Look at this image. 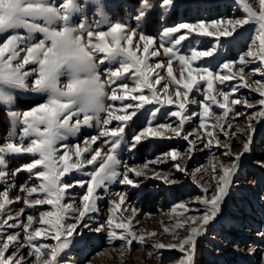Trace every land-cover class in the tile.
<instances>
[{"label": "snow or ice", "instance_id": "obj_1", "mask_svg": "<svg viewBox=\"0 0 264 264\" xmlns=\"http://www.w3.org/2000/svg\"><path fill=\"white\" fill-rule=\"evenodd\" d=\"M240 5L246 18L207 20L205 17L193 23H177L163 27L157 42L142 24L150 13L159 15L178 10L179 0H138L136 6L126 4L130 16L136 19L135 27L108 18L105 9L114 6L109 0H62L60 3L56 0H0V107L18 130V135L12 132L0 144V221H3L0 223V264H79L72 255L74 249H83L84 264H90L86 259L85 231L106 234L109 244L119 240L123 242L122 248L131 246L133 241L143 245L147 239L154 238L155 232L145 236L131 230L139 211L131 192L142 191V185L146 187L145 182L151 180L167 186L180 183L172 178V169L160 168L169 161L176 172L185 177L189 173L188 161L181 165L184 154L176 148L136 167H129L119 158L118 150L123 145H128L130 158H134L133 150L150 138L187 141L189 159L198 144L206 150L223 149L219 154L213 153L212 176L206 184L196 179L201 168L191 173L193 182L203 193L192 203L201 205L202 208L195 211L203 214L188 216L187 206L180 204L179 207L185 209L186 219L178 220L171 231L164 228L165 233L170 231L171 241L153 240L156 250H178L182 255L177 264H195L198 238L205 234L210 222L222 214L241 157L251 150L255 130L252 122L264 121V83L261 82L264 80V0H259L258 11L248 0H240ZM90 6L96 9L103 28L99 21L73 23V17L84 14ZM253 23L257 27L255 36L250 39L244 26ZM34 34L39 35L33 38ZM193 34L214 39L206 43L195 39L197 47H189L186 54H181L182 42ZM244 44L247 50L241 52ZM225 48L228 52L222 51ZM233 50L239 54L228 59ZM99 54H103L102 57ZM163 57L167 58L166 62ZM151 58H156L154 64L149 62ZM174 62L179 68L178 76L174 75ZM105 63L109 65L107 68H104ZM249 68V76L259 74L261 77L255 81V87L245 77V70ZM162 71H166V76ZM228 81H236L230 91L217 89V84L225 85ZM201 82L205 85L204 98L197 100L189 94L194 89L200 91ZM241 88L258 93L260 98L255 102L249 97L232 99ZM17 90L31 94L35 102L26 109L14 110ZM193 104L200 110L189 113V105ZM213 105L221 114L215 117L212 130L201 132L199 129L206 128L207 119L214 115ZM238 105L246 109L259 107V111L248 115L238 111ZM141 110L150 111L146 120L148 126L142 130L132 128L129 132L134 117ZM245 116L247 127H234L233 119ZM192 117L199 118V128L188 132L185 126ZM94 122L98 128L96 134L74 144L66 142L69 137H76L82 127L92 128ZM221 135L227 139H221ZM245 135L243 152L234 154L231 151L233 138ZM233 156L230 163L225 162ZM19 157L29 160L9 171L10 161ZM86 165L93 170L85 174ZM121 165L123 170L117 171ZM259 166L264 167V162ZM21 173L28 175V180L20 186L26 196L13 200L10 193L17 187ZM112 183L125 186L124 190L118 191L117 199L109 202L106 218L94 220L92 214L98 212L97 202L104 198L98 189L103 188L106 193ZM77 188L82 195L77 193ZM16 202H22L25 207L13 217L6 206ZM37 206H51V211ZM27 209L39 215L38 218L27 215L24 223L21 216ZM118 209L131 215L121 214L117 222ZM5 215L9 220L3 219ZM11 219L16 223H10ZM18 227L23 230V242L20 232L3 231ZM29 227L34 231L29 232ZM180 230L186 234L182 235ZM257 235L264 240V229ZM41 236L55 243H41L37 239ZM238 244L237 241L234 252H239ZM26 245L27 257L23 255ZM226 246L225 243L223 247ZM221 251L222 248H217L218 254ZM255 251L250 245L249 253ZM260 251L261 264H264V248ZM33 256L37 257L35 261L31 259Z\"/></svg>", "mask_w": 264, "mask_h": 264}, {"label": "rangeland", "instance_id": "obj_2", "mask_svg": "<svg viewBox=\"0 0 264 264\" xmlns=\"http://www.w3.org/2000/svg\"><path fill=\"white\" fill-rule=\"evenodd\" d=\"M57 3L62 0H56ZM112 7L106 8L105 13L108 18L112 21L122 20L126 25L135 27L136 19L134 16H130L126 4H132L136 6L138 0H109ZM249 3H253L254 7L258 11L259 0H248ZM180 7L176 11L169 13L156 12L150 13L147 21L142 24L143 29L147 34H151L155 37L157 42L159 41V33L166 26H174L177 23L187 22L193 23L201 18L219 19L226 20L232 18H246L243 12L240 0H179ZM163 17V19L161 18ZM81 20H85L88 24H95L99 21V16L96 13L94 7H88L85 13L82 15H75L73 17V23L79 24ZM100 22L101 28L104 27V23ZM224 27V25H220ZM256 25L250 24L244 26V30L250 33L251 37L255 36ZM182 32L184 30H181ZM23 34V30H21ZM39 34H34L33 38H36ZM189 37L188 41L182 42L180 48L181 54H186L189 47H197L195 39H201L202 43H206L208 40L214 38H198ZM221 39H227L222 37ZM166 43V42H165ZM198 50H205L204 48L198 47ZM247 44H244L240 51H246ZM223 52L228 50L222 49ZM239 53L233 50L229 55L228 59L235 58ZM101 57L103 54H99ZM166 62L167 58L163 57ZM150 63H155L156 58H151ZM223 62V61H221ZM199 63V62H197ZM109 65L105 63L104 68ZM118 66V65H117ZM174 75H179V68L174 62ZM251 68V66H250ZM249 69L245 70L246 79L252 81V86L255 87V81L261 80L259 74L255 76H249ZM178 69V70H177ZM103 70V69H102ZM234 71L238 72V69L234 68ZM162 75L166 76V71L161 72ZM187 74L185 73V76ZM195 75V73H194ZM131 84V81H128ZM264 83V80H261ZM236 83V81H228L225 85L217 84V89L222 91H230V86ZM159 88L160 85H157ZM205 85L201 82L200 91L193 90L189 95L197 100H202L203 88ZM173 94H174V90ZM16 103L14 104V110H23L30 107L35 101L31 99V94H26L16 91ZM239 97H249L252 102L258 100L259 94L252 93L249 89L241 88L239 93L232 96V99ZM222 101V98H221ZM148 107V106H146ZM172 108L173 106H168ZM197 104L189 105V113L199 111ZM238 111L246 112L251 115L252 111H259V107L256 109H246L243 105L237 106ZM4 108L0 107V144L4 141L10 133L18 130L13 127L11 122L4 115ZM212 113L206 121L207 127L199 129L201 132H207L212 130V125L215 123V117L221 114V110L216 106H212ZM123 114V113H118ZM150 116V111L141 110V112L134 117V123L129 128L131 132L132 128L142 130L143 127L148 126L146 123L147 118ZM158 122H164L163 119H158ZM233 125L240 128H246L248 124L247 116L243 119L235 117L233 119ZM254 125V140L251 145V150L248 153H244L240 160V166L236 176L234 177L233 187L227 195L225 202L223 203L222 214L214 221L210 222L207 227L205 234L198 238L197 250L195 255V264H261L262 253L261 248H264V240L258 238L257 232L264 229V200H261V196H264V167H260L259 164L264 162V121L255 120L252 122ZM188 132H191L194 128H199V118L192 117V120L185 126ZM234 130V129H233ZM98 128L93 123L92 128L82 127L81 131L77 133L76 137H69L67 143L74 144L78 141H82L84 137L96 134ZM190 139H196V137H190ZM221 139H227L221 135ZM246 142V135L241 136L239 139L233 138L231 144V151L235 153L243 152V143ZM99 144V142H98ZM171 148L178 149L184 154V159L180 160L181 165L186 164V170L189 176L185 177L182 173H178L172 168V162L169 161L166 165H160V168L167 171L172 169V178L180 183L167 186L163 185L161 181H147L146 187L142 185V191L131 192V199L136 203L138 208L137 217L132 221V231L137 234H143L146 236L148 232H155L157 235L152 239H147V242L143 245L137 241H133L131 246L122 248L123 242L117 240L112 244H109L106 239V234H93L87 231L84 232L85 246L87 248L86 259L90 261V264H177V261L181 257V253L178 250L161 249L156 250L153 246V240H161V242L171 241V227L178 220L186 219L184 213L185 209L179 207L180 204L187 206V215H202V211L197 213L195 209L202 208L201 205L192 203L195 197L203 195L201 189L197 187L196 183L191 178V173L197 168H201L202 171L196 173V179L201 181L202 184H206L212 176V164L213 153L219 154L223 149L213 148L212 150L203 149L201 144L196 146V150L189 159L186 149L188 148V142L182 139L174 140H159L152 139L143 142L133 150L130 158L128 152V145H123L118 150L119 158L126 162L129 167H136L142 165L146 160L153 159L156 155L162 154L163 152L169 151ZM235 157L226 158L225 162L230 163L231 159ZM28 157H19L10 161L9 171L16 168L19 165L27 163ZM98 167V164H97ZM92 166H85L84 173L92 171ZM123 165L117 167V171H122ZM151 173H149L150 175ZM131 175V174H130ZM85 179L88 177L85 175ZM11 180V177H9ZM28 180L27 173H21L16 181L17 187L11 191L10 196L13 200L17 196H26L21 189V185ZM238 181V184L236 183ZM31 184H29V187ZM125 186H121L118 183H112L108 186V191L105 193L104 189H98V192L104 197L102 200L97 202L98 212L93 213L92 217L94 220L106 218L108 214L109 202L117 199L116 193L124 190ZM78 194L82 195L79 188L76 189ZM11 211L12 216L15 217L16 213L21 208L25 207L22 202H16L12 206H6ZM173 207L175 211L173 212ZM41 210L51 211V206H37ZM32 214L38 218L39 213L32 209H27L26 212L21 216V221L27 222V215ZM123 214L125 216L131 215L130 212L122 213V210H117L116 221H119V216ZM4 220H9V217L5 215ZM138 221V222H137ZM3 221H0L2 223ZM127 222V221H125ZM10 223H16L14 219L10 220ZM37 223V220H34ZM169 228V233L164 232V228ZM7 234H15L20 232V240L23 242V230L19 227L16 229H4ZM29 232L34 231V228L29 227ZM119 231V230H117ZM181 234H186L184 230H180ZM227 238V241H226ZM6 239V235L4 236ZM41 243L54 244L55 241L44 236L37 238ZM239 242V252H234L233 249ZM226 243V248L223 246ZM256 248L254 254L249 253V246ZM217 248H222V251L218 254ZM7 255V253H6ZM23 255L27 257V245L23 250ZM75 259L79 261V264H84L85 254L83 249H74L72 252ZM46 258V257H42ZM32 261L37 259L33 256ZM13 264V262H9ZM63 264V262H62Z\"/></svg>", "mask_w": 264, "mask_h": 264}, {"label": "bare ground", "instance_id": "obj_3", "mask_svg": "<svg viewBox=\"0 0 264 264\" xmlns=\"http://www.w3.org/2000/svg\"><path fill=\"white\" fill-rule=\"evenodd\" d=\"M178 70V69H177Z\"/></svg>", "mask_w": 264, "mask_h": 264}, {"label": "crops", "instance_id": "obj_4", "mask_svg": "<svg viewBox=\"0 0 264 264\" xmlns=\"http://www.w3.org/2000/svg\"><path fill=\"white\" fill-rule=\"evenodd\" d=\"M27 94V93H26Z\"/></svg>", "mask_w": 264, "mask_h": 264}]
</instances>
